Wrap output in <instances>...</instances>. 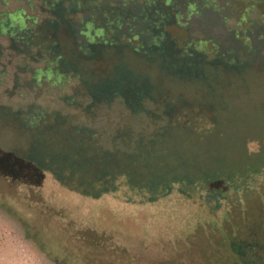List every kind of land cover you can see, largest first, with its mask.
<instances>
[{"label": "trees", "instance_id": "16d2710c", "mask_svg": "<svg viewBox=\"0 0 264 264\" xmlns=\"http://www.w3.org/2000/svg\"><path fill=\"white\" fill-rule=\"evenodd\" d=\"M213 1L0 0V75L66 109L0 103L3 163L16 170L25 162L66 190L94 198L121 186L140 202L176 188L188 198L202 191L207 199L244 196L242 190L264 174V107L254 92L264 88V67L222 52L210 38L180 43L170 32L185 26L181 6L188 18ZM229 8L239 12L235 24L244 25L255 11L264 21V0H234ZM127 58L157 64L172 85L204 88V101L158 94L149 75L124 67ZM103 61L110 64L98 68ZM119 68L124 74L111 80ZM97 73L104 76L100 81L92 79ZM117 100L136 122L119 114L113 133L104 135L82 120H109L99 113ZM203 140L210 156L217 152L209 147H220L224 165L204 162L203 168L198 155L188 159L196 155L191 142ZM252 142L254 152L248 150ZM245 246L229 243L248 264Z\"/></svg>", "mask_w": 264, "mask_h": 264}, {"label": "rangeland", "instance_id": "374dc122", "mask_svg": "<svg viewBox=\"0 0 264 264\" xmlns=\"http://www.w3.org/2000/svg\"><path fill=\"white\" fill-rule=\"evenodd\" d=\"M235 1L237 5L244 2ZM233 2L214 0L208 8H198V15L193 13L188 18L181 6V22L185 26L174 25L171 37L180 43L186 37L210 38L222 52H232L264 67V21L255 11L248 14L244 25L235 24L240 15L230 10ZM190 9L194 11L193 7ZM245 26L248 29L244 30ZM236 28L240 30L236 32ZM197 45L203 47L204 43ZM98 63L101 69L110 64ZM123 65L140 75H149L158 94L204 101V88L192 83L172 85L155 63L127 58ZM116 72L110 73L113 81L124 74L121 68ZM103 77L92 75L95 81ZM13 82V78L0 75L1 104L13 105L15 109L49 105L66 110L51 101L52 97L42 94L36 98L24 85L17 87ZM50 92L51 96L56 93L54 89ZM254 92L264 107V88ZM118 102L109 110L100 111L109 120H94L93 125L82 120L104 135L113 133L119 114L126 121L136 122ZM191 143L196 155L189 153L190 161L195 162L198 155L203 168L204 162L225 164V153L218 145L209 147V152H217L210 156L205 152L204 140ZM257 149V143L248 144L249 151ZM4 159L5 154L0 151V264H245L232 254L231 240L246 245V263L264 264V174L254 179L253 188L241 189L244 196L227 194L226 200L207 199L202 191L188 198L176 188L156 201L140 202V195L125 186L96 198L83 196L60 186L48 172L40 173L25 162L15 170V166L3 163Z\"/></svg>", "mask_w": 264, "mask_h": 264}, {"label": "flooded vegetation", "instance_id": "af4514ba", "mask_svg": "<svg viewBox=\"0 0 264 264\" xmlns=\"http://www.w3.org/2000/svg\"><path fill=\"white\" fill-rule=\"evenodd\" d=\"M56 264H59V263H57V262H55ZM60 264H63V263H60Z\"/></svg>", "mask_w": 264, "mask_h": 264}]
</instances>
